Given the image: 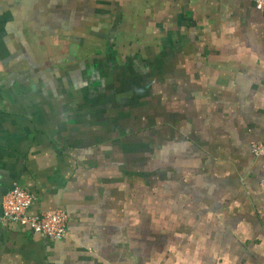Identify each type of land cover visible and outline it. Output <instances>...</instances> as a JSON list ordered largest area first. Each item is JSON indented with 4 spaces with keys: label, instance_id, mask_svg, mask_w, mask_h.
<instances>
[{
    "label": "crops",
    "instance_id": "1",
    "mask_svg": "<svg viewBox=\"0 0 264 264\" xmlns=\"http://www.w3.org/2000/svg\"><path fill=\"white\" fill-rule=\"evenodd\" d=\"M73 42L104 62L62 76L58 94L38 59L49 72L47 56ZM124 68L116 88L126 93L141 76L140 96L117 94L118 105L105 88ZM90 86L88 99L70 93ZM129 104H141L137 123L157 136L164 163L188 175L161 179L163 191L119 177L134 162L118 163L119 134L132 138ZM256 142L264 14L254 0H0V264H264ZM14 186L35 195L30 212L66 213L62 239L2 220Z\"/></svg>",
    "mask_w": 264,
    "mask_h": 264
},
{
    "label": "rangeland",
    "instance_id": "2",
    "mask_svg": "<svg viewBox=\"0 0 264 264\" xmlns=\"http://www.w3.org/2000/svg\"><path fill=\"white\" fill-rule=\"evenodd\" d=\"M73 46H71V49L68 48H64L63 53L55 55L53 61L51 60V56H47V58H49L48 62H49V67H52V69L49 70V72H43V68L46 66V60L42 57L39 56L38 59V64H39V74L40 76H42L43 79H48V80H54L55 86L54 89H56V93L61 94V90H60V85L57 83V80H60V78L63 76V78H66V76H68V72H70L71 74L72 71L78 72L79 66H83L85 63L87 64V69H84V73L88 74L90 72V68L96 66L97 68L100 67V65H102V62H104V57L103 56H97L96 54H94V51L89 50L91 47L87 45L83 46L85 49H78V45H75L76 42H73ZM122 50V49H121ZM59 51V49H58ZM52 61V62H51ZM63 62V63H62ZM125 64V63H123ZM104 68L103 73L106 74L105 72H107L106 68ZM126 68L123 69L122 73H118L117 75H113L111 76V80L109 82V84L106 86V92H110L113 91L115 93L114 96H111V98L115 101L118 102L119 99L117 97L118 95H128L130 96V94H132V92L134 91V96L136 98H138L140 96V92L136 93V88L141 84V76H136L138 78L135 79L134 81V86H132V84L129 85H125L126 89L128 90L126 93L120 92L121 90H124L123 88H116V86H120L117 80V78H119L121 76V74H126ZM151 74V73H150ZM71 76V75H70ZM106 76V75H104ZM144 77H147V75H144ZM154 77V79H153ZM114 79V80H113ZM151 79H153L154 81L153 84L157 83L156 77L152 75ZM114 81L116 83V85L114 86ZM117 81V82H116ZM139 84V85H138ZM129 86V87H128ZM137 86V87H136ZM156 88H158L156 86ZM115 89V90H114ZM87 90V91H86ZM89 90H93V87H87V88H79V91L77 89L74 88H70V93L72 96H76L78 94H84V96L88 99V96H93V93H89ZM105 92V91H104ZM49 90L48 88H44L41 89L39 91L40 95H45V94H49ZM122 93V94H121ZM120 98V97H119ZM125 98V97H124ZM122 100V99H121ZM134 103L135 100L133 99ZM77 102H73L70 104L71 109H73L75 106H77ZM118 105L120 104V102L117 103ZM91 105L88 104L87 107H89ZM103 106V104H102ZM111 104H105L103 106V108H98L97 110H103V109H109L111 108ZM114 106V105H113ZM124 107H120V109L117 107L118 113L117 116L121 113V110H124L127 106L126 103H123ZM126 106V107H125ZM128 106H133L132 105H128ZM92 107V106H91ZM76 109V107L74 108ZM73 109V110H74ZM89 110V109H87ZM142 109H141V104L139 105V107L137 108L136 106L132 107V114L134 117V123L132 128L133 131H131L129 134L132 136L131 139H125L124 134H119L118 136V141L121 143H119V158H118V163H126L127 162V169L126 167H120L121 164L118 167V173H119V177L123 178L126 177V174H128L129 176H132L134 179V190H140L142 189L141 187L144 186L145 188H148L149 191L151 192H156V191H163V185H162V181H168L167 179L169 177L172 176H188L186 175V172H180L179 174L177 173V169L176 168H172L170 167L169 164H165V157L159 153L158 151V143L160 142L159 139L157 138V136H155V134L150 135V133H147L145 131L146 128H148V125L143 124L142 125V121L140 124V121L137 123V120L141 117L142 115ZM125 123H123L122 126H124ZM119 127H121L120 124H118ZM128 136V135H127ZM129 137V136H128ZM127 142V143H126ZM122 144H127L126 148L124 149V147H122ZM123 155H128L129 159H133V165H131L130 160H126L123 161ZM168 161H173V159H167ZM203 161V160H201ZM122 163V164H123ZM164 163V164H163ZM200 170V174L201 175H205L207 174V170L201 168ZM187 172H190V170H188ZM141 177H144L149 179V183L144 184L141 181ZM194 177V176H191ZM165 178V179H164ZM162 179V181H161ZM125 180V178H124ZM179 180V179H178ZM191 180V179H190ZM192 181V180H191ZM168 187H171L170 190H172L173 185H167Z\"/></svg>",
    "mask_w": 264,
    "mask_h": 264
},
{
    "label": "built area",
    "instance_id": "3",
    "mask_svg": "<svg viewBox=\"0 0 264 264\" xmlns=\"http://www.w3.org/2000/svg\"><path fill=\"white\" fill-rule=\"evenodd\" d=\"M255 8L264 14V0H254ZM255 158L264 160V142L251 144ZM35 195L20 186L10 188L1 201V218L8 223H17L29 228L34 234L53 240L66 235L67 215L58 210L52 212H30Z\"/></svg>",
    "mask_w": 264,
    "mask_h": 264
}]
</instances>
